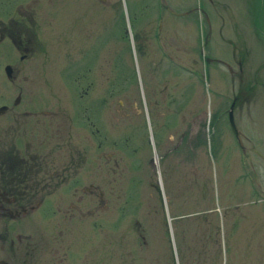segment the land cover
I'll return each mask as SVG.
<instances>
[{"label":"rangeland","instance_id":"rangeland-1","mask_svg":"<svg viewBox=\"0 0 264 264\" xmlns=\"http://www.w3.org/2000/svg\"><path fill=\"white\" fill-rule=\"evenodd\" d=\"M85 4L100 27L102 8ZM58 5L42 2L50 69L39 84L40 105L75 112L83 148L85 99L55 77L63 63L52 62L64 48L53 40ZM106 11L105 53L109 65L124 58L127 78L108 99L109 158L104 169L93 152L92 178L84 169L77 176L79 186L91 188L58 200L75 204L70 222L54 216L30 226L45 241L68 245L67 261H52L58 255L49 252L45 264H181L177 250L185 256L194 235L210 226L218 227L220 246L218 262L209 251L210 264H264V0H108ZM167 33L173 53L184 50L185 70L158 63L155 37L163 45ZM225 42L236 58L231 74L214 61L228 52ZM233 97L239 144L226 117ZM187 128L182 155L164 157Z\"/></svg>","mask_w":264,"mask_h":264},{"label":"flooded vegetation","instance_id":"flooded-vegetation-1","mask_svg":"<svg viewBox=\"0 0 264 264\" xmlns=\"http://www.w3.org/2000/svg\"><path fill=\"white\" fill-rule=\"evenodd\" d=\"M93 1L102 8L100 27L98 15L94 17L85 4ZM42 2L59 4L53 40L57 44L63 42L64 48L52 62L63 63L55 77L72 83L78 97L85 99L81 113L86 131L83 148L75 140V112L68 115L61 109L40 105L38 88L44 81V68L49 67L46 63L50 54L44 50L40 30L44 18ZM107 4L108 0H0V264H45V254L49 252L58 255L52 261H67L68 245L63 240L58 242L53 237L45 241L44 234H32L30 226H39L54 216L70 222L75 204L58 200L91 188V183L79 186L77 176L84 169L87 177L92 178L93 152L106 168L108 99L123 91L119 84L127 80L122 66L124 58L116 56L109 65L105 53L109 43ZM123 35L127 36L125 30ZM166 38L167 43L162 45L160 38L155 37L158 63L185 70L184 50L181 48L180 56L174 54L168 33ZM224 44L228 52L214 61L231 74L236 65L235 53L231 52L229 42ZM240 65L238 62L239 71ZM112 84L118 88L110 90ZM25 96L33 102L23 103ZM230 104L233 109L236 97ZM186 132L180 133L164 157L172 152L176 158L179 152L182 155V143L188 144V128ZM155 160L150 158L149 164L154 165ZM106 210L104 207L103 211Z\"/></svg>","mask_w":264,"mask_h":264},{"label":"trees","instance_id":"trees-1","mask_svg":"<svg viewBox=\"0 0 264 264\" xmlns=\"http://www.w3.org/2000/svg\"><path fill=\"white\" fill-rule=\"evenodd\" d=\"M217 238H219L218 227L210 226L199 230L197 235H194L191 245L187 247L188 252L185 256H182L181 249L177 250L180 253L181 264H210L208 253L211 249H214L215 262H218L220 246Z\"/></svg>","mask_w":264,"mask_h":264},{"label":"water","instance_id":"water-1","mask_svg":"<svg viewBox=\"0 0 264 264\" xmlns=\"http://www.w3.org/2000/svg\"><path fill=\"white\" fill-rule=\"evenodd\" d=\"M227 118H228V125L230 127V130L232 131L234 137L238 139V133L236 131L235 124H234L233 117H232V104L230 105L229 110L227 112Z\"/></svg>","mask_w":264,"mask_h":264}]
</instances>
